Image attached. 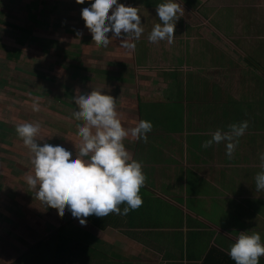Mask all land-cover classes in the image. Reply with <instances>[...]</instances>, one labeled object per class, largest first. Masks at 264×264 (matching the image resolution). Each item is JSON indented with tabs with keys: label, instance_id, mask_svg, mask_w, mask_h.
<instances>
[{
	"label": "crops",
	"instance_id": "obj_1",
	"mask_svg": "<svg viewBox=\"0 0 264 264\" xmlns=\"http://www.w3.org/2000/svg\"><path fill=\"white\" fill-rule=\"evenodd\" d=\"M239 1L180 5L185 12L183 24L176 25L171 44L167 40L151 43L143 32L138 40L130 41L136 45L134 50L121 46L123 34L116 38L119 45L104 49V54L111 52L108 55L121 59V83L107 87L105 92L116 99L122 127L133 128L143 118L153 124L156 118L179 117L174 109L158 116L151 110L143 112L142 104L163 108L182 105L184 133L153 128L147 143L131 135L124 140L131 157L142 162L147 177L139 193L146 201L138 210L126 216L93 215L86 218V226H81L70 211L63 217L54 215L50 223L55 228L31 222L34 230L30 235L19 239L0 235V264H235L228 252L240 233L252 234V213L254 220L264 222V213L252 207V200L264 201V190L257 191L255 184L256 174L264 168L262 162L252 161V141L247 142L263 132L252 129V103L264 106L263 101L252 100V68L259 66L264 75L260 64L264 62V41L259 40L262 33L257 28L264 24V6L252 0ZM203 92L202 99H194ZM255 112L264 121V110ZM243 121L249 127L238 138L231 159L225 142L213 143L211 153L196 147L197 138L204 137L205 142L211 139L210 133L228 131L229 125ZM176 140L183 144L182 164L173 162L181 155ZM190 156L210 158L193 161ZM179 168H184L182 179L177 174ZM202 184L218 195L197 193L204 188ZM143 189L150 195H141ZM229 200L239 206L242 216L237 219L244 218L249 226L228 228L206 217L215 206L216 213L224 209L228 213ZM126 206H119L121 212ZM231 209L236 211V207ZM181 215L184 224L172 225ZM258 229L264 244V228ZM208 232L213 235L207 236ZM203 234L208 238L206 244L195 238Z\"/></svg>",
	"mask_w": 264,
	"mask_h": 264
},
{
	"label": "rangeland",
	"instance_id": "obj_2",
	"mask_svg": "<svg viewBox=\"0 0 264 264\" xmlns=\"http://www.w3.org/2000/svg\"><path fill=\"white\" fill-rule=\"evenodd\" d=\"M204 1L172 0L180 5L185 3L196 5ZM220 1L224 4L240 2ZM92 2L94 0H85L83 4H78L76 0H0V235L7 236L6 239L10 236L19 239L25 234L30 235L34 230L31 222H43L55 228L50 221H54L51 219L58 213L56 209L44 206L37 199L36 191L30 189L26 182L28 175H34V166L31 162L33 154L18 136L17 125L22 122H38L41 131L36 141L41 145L43 143L60 145L72 152L71 158L75 159L79 154L80 144L77 125L82 122L73 116L78 110L73 98L91 91L106 94L107 87L121 83L120 56L108 55L111 52L104 54L105 48L110 50L114 48L113 46L119 45V41L109 33L110 44L107 47H97L82 19V9L90 7ZM167 2L168 0H118V3L125 6L139 8L138 14L147 37L154 26L161 23L156 13L157 5ZM216 3L217 0H214V4ZM252 3L264 6V0H252ZM184 15L185 12L182 11L177 13L176 25L183 24ZM257 28L262 33L259 40L264 41V24ZM260 64L264 66V62ZM253 67L255 68H252V72L255 75L252 79L255 86L252 87V100L264 102V75L260 74L259 66ZM204 95L205 92L197 93L194 99L200 100ZM34 97H40L39 112L32 110ZM172 109L176 110L175 113L179 114V117L156 118L157 121H153V128L164 131L171 128L181 135L185 128L182 105L178 107L165 105L163 108L155 104H142L143 112L151 110L156 112L153 113L155 116H158L159 112ZM261 110H264V106L252 103V129L263 131L262 135L255 134L252 135V140H247L249 143L252 141V161L257 163L261 162L260 155L264 154V121L255 112ZM196 140L200 143V145L197 143L196 147L201 148L204 137ZM176 143L181 155L173 162L182 164L183 144L179 140H176ZM201 149L202 151L207 149V152L211 153V147ZM204 158L210 157H189L193 161L196 159L203 161ZM238 158L241 161L240 157ZM177 174H180L179 179H182L184 168H179ZM190 175L189 172L192 187ZM205 187L206 185L197 193L218 195L215 189ZM180 189L185 191L183 183ZM180 189L177 188V191ZM191 192L192 189L188 187V194L191 195ZM141 195L147 197L150 193L143 189ZM252 195H255L253 189ZM142 199L146 201L144 197ZM226 207H229L228 213L226 209L221 214L216 213L215 206L214 211L206 217L213 222L219 220V223L228 228L245 227L247 221H244V218L237 219L238 216H242L240 210H237L239 206L233 200H229ZM233 207H236V211L231 209ZM252 207H256L260 214L264 213V201L254 199ZM66 215L67 209L64 216ZM254 216L255 213H252V233H261L258 228H264V222L254 220ZM173 220L172 225L184 224L182 215ZM188 225H193L190 218ZM196 225L205 228L199 223ZM211 235L213 234L208 232L207 236ZM195 238L205 244L208 239L205 234L203 237ZM219 239H222V236H219ZM259 264H264V260L259 258Z\"/></svg>",
	"mask_w": 264,
	"mask_h": 264
},
{
	"label": "clouds",
	"instance_id": "obj_3",
	"mask_svg": "<svg viewBox=\"0 0 264 264\" xmlns=\"http://www.w3.org/2000/svg\"><path fill=\"white\" fill-rule=\"evenodd\" d=\"M76 2L83 4L85 0ZM180 11V4L172 0L157 5L156 13L161 23L152 29L148 37L151 43L173 42ZM138 12L139 8L125 6L118 0H94L90 7L82 9L81 15L97 47H107L111 42L109 33H112L116 38L123 34L121 46L134 50L136 45L130 41L138 40L144 32ZM39 99L34 97L32 101L35 112L40 111ZM73 99L78 108L73 116L82 122L77 125L80 144L75 159L71 158L72 152L60 145L38 143L36 137L41 131L38 122H22L16 127L23 144L33 154L34 175L26 177L29 188L36 191L37 199L44 206L56 209L61 217L67 209L81 226H86V218L93 215L100 218L109 214L126 216L129 211L138 210L143 205L139 193L147 177L142 162L131 157L124 140L131 135L147 143V134L152 131L153 124L140 120L135 127L125 129L116 111V99L99 91L79 94ZM248 127V122L243 121L229 125L228 131L218 129L210 133L211 139L206 140L202 147L225 142L226 154L231 159L238 138ZM260 160L264 168V154L260 155ZM255 184L257 191L264 190V171L256 174ZM121 204L127 205L123 212L119 207ZM228 255L235 264H259V258L264 256L260 234L240 233L230 246Z\"/></svg>",
	"mask_w": 264,
	"mask_h": 264
}]
</instances>
